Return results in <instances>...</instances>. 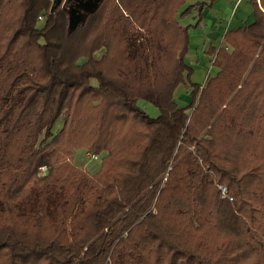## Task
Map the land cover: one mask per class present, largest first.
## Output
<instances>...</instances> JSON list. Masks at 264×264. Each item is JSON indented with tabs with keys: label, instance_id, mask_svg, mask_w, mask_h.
<instances>
[{
	"label": "trees",
	"instance_id": "obj_1",
	"mask_svg": "<svg viewBox=\"0 0 264 264\" xmlns=\"http://www.w3.org/2000/svg\"><path fill=\"white\" fill-rule=\"evenodd\" d=\"M187 1L99 0L69 31L61 3L38 28L51 0H0V264H264V0H251L249 24L224 34L230 43L244 33L249 43L231 56L219 47L216 76L191 84L179 106L175 90L190 68L178 17L198 9L200 21L209 2ZM106 2L107 32L85 45L89 54L101 46L125 52L118 38L130 17L166 35L169 54L181 49L167 72L158 39L152 76L138 45L135 56L110 61L113 72L106 60L76 64L86 54L79 28L93 26ZM20 41L35 60L21 55ZM140 100L159 114L148 115ZM75 148L104 153L95 173L73 163Z\"/></svg>",
	"mask_w": 264,
	"mask_h": 264
},
{
	"label": "rangeland",
	"instance_id": "obj_2",
	"mask_svg": "<svg viewBox=\"0 0 264 264\" xmlns=\"http://www.w3.org/2000/svg\"><path fill=\"white\" fill-rule=\"evenodd\" d=\"M109 1L110 0H107V2H109ZM196 1L197 0H195V1L194 0H188L187 4H185V6L188 5L189 3H194ZM107 2H106V4H107ZM257 3H259V1H257ZM59 7H63L62 3L59 5ZM205 7L206 8H214L215 10H217L219 12V18H217V20H219L220 17L225 15L228 22H230V20H233L232 24H235V23L237 24V22H239V20L242 19L244 17V15H249V14L252 15L251 0H209V2L206 3ZM205 7H203V9ZM64 9H66V7H64ZM45 11L48 14H46V13L44 14V12L40 13V14L45 16V18L42 21H38L36 18L35 23H36V27H38V28L43 27V25L45 24L46 19H47L48 15L50 14V8L48 10H45ZM108 13H109V11H108V4H107L106 8L104 7V11L102 13L101 12L98 13V16H97L98 20H97V22L94 23L93 26H90L91 24H89V25H85L84 27L79 28V31H80L79 34L84 37V39H83L84 43H82L83 47L81 48L80 51H86V54H83V56H80L79 58H77L76 64L77 63L78 64L85 63L88 61V59H90L93 62L92 64L94 66H98L99 63H101L102 61L105 62V60H106V62L108 61L109 63H110V61L122 62L125 58V55L128 57L135 56V52H134L135 51V45H138L142 49V53L145 54V56L148 59V61L146 63L147 64L146 71L149 73L150 76H152L151 63L153 62L152 45L154 43V39L159 40V46L161 49V48H163L164 45L168 46L166 35L163 34V37H162V35L157 36V35H155V33L152 34V32L150 31L149 28L140 27L132 19H130V17H128L129 21H130V28L128 29V34L127 35L123 34V36L119 37L120 39L118 38V47L124 46L125 42L127 43V44H125L127 46L125 52L123 49H119V52L114 54L115 53L114 50H110L111 52H109L108 49L106 48V46H101L89 54V52L87 51L89 45L86 48H85V45L92 42L91 40H94V39H95V41L92 42L93 44L94 43L99 44L101 42L100 37H103V35L106 34V32H107V29L105 27L106 24L104 25V23L106 20V16H108ZM201 15H202V13H201ZM198 18H199L198 9H197V12H195V10H194L190 14H186L182 17H178L179 26H181L180 29H182L184 27L187 29V33L189 35V42L191 41L194 43L196 41L195 42L196 46L190 47L188 49V52H187L188 54L185 55V59H184L185 64L190 68L189 79H187L190 82V84H188L187 80L185 79V75H186V71H185V72H183V80H185V82L183 84H180L175 90V94H174L175 101L179 106L180 105L183 106V105L188 104L189 99L186 96H189V92L192 89L191 84L199 85L202 88L211 79H213L216 76V74L218 73V67L214 64V62L216 61V56H217V51H218L217 49L219 47L224 48L227 55L231 56V55H233L232 52L234 51L235 46L236 47L246 46V43H249L247 40L248 36H246V34H244V33L243 34H237L236 37L233 38L232 42L228 43V40L226 39L224 34L227 31L233 30L232 29L233 27L231 26L230 29L226 30L223 34L219 35L220 41L218 43H220V46L218 48H215L214 46L209 44L208 45L209 47H207L206 49H203L202 46H197V45H199L201 43L202 38L205 37V34L208 32L209 29H207V26L204 27L201 24L202 19L199 21ZM220 22H221V20H220ZM224 22L225 21H223V23ZM250 22L245 23V25L249 24ZM194 24H195V26H194ZM65 26H67V13H66ZM174 34L180 35L177 31H174ZM125 35H126V37L124 38ZM181 40L184 41L183 35H181ZM261 42L262 41H260L258 43V45H260ZM119 43H121V44H119ZM132 44L134 47L132 46ZM258 45L256 47L257 49L256 48L252 49V53L254 54L253 58H256L258 51L260 49V46H258ZM18 46H23L22 50L19 51L23 57H27L31 60H35V58H33V54L31 56L28 55V54L32 53L30 50L33 51L32 45H30V43L28 41H26L24 44L20 41L18 43ZM112 46L117 47L115 42L112 43ZM215 46H217V43L215 44ZM251 47H252V44H250L249 48H251ZM213 48H215V49L212 50ZM163 50H164L165 54L161 55L160 57L158 56V65H159L162 72H167L165 68L168 66H166V65L169 62H171L173 58L176 59L179 57V53H180L181 49L180 48L176 49L175 52L174 53L172 52L171 54H169V52H167L168 51L167 49L163 48ZM250 51H251V49H250ZM110 53H113V55H110ZM199 55H200V58H199ZM166 56L170 57V59L168 61H165V59H163ZM248 56H250V54H248ZM130 66L132 68L134 66V64L128 63L124 69L129 70ZM250 67H251V64H249L247 66L246 70L250 69ZM109 71L113 72V69L111 67V63L109 65ZM243 77H245V76H243ZM90 84L91 85H97V81L93 78L90 80ZM201 88L198 89L197 94L195 96V100H194L195 106L197 105V103L199 104V97H200V93H201ZM138 105L141 107V109L143 111H145L151 117H156L159 114L158 108L148 101L140 100V101H138ZM191 111H192V109L189 110V113ZM207 112L208 111H205L201 118H204V116H205V114H207ZM68 114H69L68 110L63 111V113L61 114V116L58 118V120L55 123L54 129H53L54 133H57L62 128L65 120H67V118H68ZM259 129L264 131V123H262L260 125ZM202 137L204 139L205 138H211L207 134V131L203 132ZM41 138H42V134L39 136L38 141H40ZM193 148H194V146H191L189 149L193 150ZM87 151L88 150L85 148L73 149L72 150V154H73V160L72 161L74 164L84 168L89 174H93L99 169V166L101 163V158H102L104 153L99 154L97 159H91V156L89 153H87ZM38 172L40 173V175H44L46 173V167H43V166L40 167L38 169ZM215 184H216V182H215Z\"/></svg>",
	"mask_w": 264,
	"mask_h": 264
},
{
	"label": "crops",
	"instance_id": "obj_3",
	"mask_svg": "<svg viewBox=\"0 0 264 264\" xmlns=\"http://www.w3.org/2000/svg\"><path fill=\"white\" fill-rule=\"evenodd\" d=\"M195 12H197V10H195ZM201 13H202L201 24L204 27L207 26V29H209L208 32L205 34V37L202 38L201 43L197 45V46H202L203 49H206L207 47H209L208 46L209 44H211L215 48H218L220 46V43H218L220 41L219 40L220 34H223L226 30L230 29L231 26L233 27L232 29L234 30L236 28L243 27L245 23H248L253 20V16L249 14V15H244L245 18L243 17L242 19H240L239 22H237V24L236 23L232 24L233 20H230V22H228L225 15L220 17L219 20H217V18H219V12L215 10L214 8L205 7L204 9H202ZM223 21L225 22L223 23ZM195 42L193 43L190 41L188 45V49L190 47L196 46ZM216 43H217V46H215ZM199 58H200V55H199Z\"/></svg>",
	"mask_w": 264,
	"mask_h": 264
},
{
	"label": "water",
	"instance_id": "obj_4",
	"mask_svg": "<svg viewBox=\"0 0 264 264\" xmlns=\"http://www.w3.org/2000/svg\"><path fill=\"white\" fill-rule=\"evenodd\" d=\"M60 2L61 0H52V5L50 7L51 13ZM98 2L99 0H89L87 3H85L83 13L75 15L73 12H68V30L70 31L78 24L82 23L85 20L87 13L92 12L96 8Z\"/></svg>",
	"mask_w": 264,
	"mask_h": 264
},
{
	"label": "flooded vegetation",
	"instance_id": "obj_5",
	"mask_svg": "<svg viewBox=\"0 0 264 264\" xmlns=\"http://www.w3.org/2000/svg\"><path fill=\"white\" fill-rule=\"evenodd\" d=\"M88 1L89 0H61L60 3H62L63 7H66L67 12H73L76 15L79 13H83L85 3H87Z\"/></svg>",
	"mask_w": 264,
	"mask_h": 264
},
{
	"label": "built area",
	"instance_id": "obj_6",
	"mask_svg": "<svg viewBox=\"0 0 264 264\" xmlns=\"http://www.w3.org/2000/svg\"><path fill=\"white\" fill-rule=\"evenodd\" d=\"M50 13H51V12H50ZM44 18H45V16L42 15V14H39V15L37 16V20H38V21H42ZM87 153L90 154L91 159H97V158H98V155L93 154V153H91L90 151H87ZM218 188H219V190H220V192H221V197H227L230 201L232 200V197L227 195V190H226L225 186H223V185H219Z\"/></svg>",
	"mask_w": 264,
	"mask_h": 264
}]
</instances>
